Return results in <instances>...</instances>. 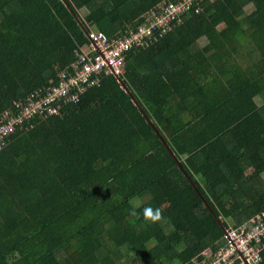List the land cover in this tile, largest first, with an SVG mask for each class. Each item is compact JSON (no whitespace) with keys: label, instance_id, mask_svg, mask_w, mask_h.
Masks as SVG:
<instances>
[{"label":"trees","instance_id":"1","mask_svg":"<svg viewBox=\"0 0 264 264\" xmlns=\"http://www.w3.org/2000/svg\"><path fill=\"white\" fill-rule=\"evenodd\" d=\"M162 1L0 0V114ZM198 8L0 150V264H193L264 210V0Z\"/></svg>","mask_w":264,"mask_h":264},{"label":"built area","instance_id":"2","mask_svg":"<svg viewBox=\"0 0 264 264\" xmlns=\"http://www.w3.org/2000/svg\"><path fill=\"white\" fill-rule=\"evenodd\" d=\"M206 0H164L157 3L134 29L116 36L91 29L87 33L88 49L77 51L76 61L60 71L47 85L40 86L0 115V150L26 123L39 116L61 114L69 104L80 102L82 94L100 85L112 75L125 73L126 56L134 49L154 45L183 22L192 10ZM227 245L217 251L204 250L193 264H259L264 250V210L239 227L226 231Z\"/></svg>","mask_w":264,"mask_h":264},{"label":"clouds","instance_id":"3","mask_svg":"<svg viewBox=\"0 0 264 264\" xmlns=\"http://www.w3.org/2000/svg\"><path fill=\"white\" fill-rule=\"evenodd\" d=\"M11 138H10V141H11ZM131 214L137 215L135 212H132ZM142 216H143V219L145 220V222H151V223H157L163 219L161 209H159V208L154 209L151 206H147V207L143 208Z\"/></svg>","mask_w":264,"mask_h":264},{"label":"rangeland","instance_id":"4","mask_svg":"<svg viewBox=\"0 0 264 264\" xmlns=\"http://www.w3.org/2000/svg\"><path fill=\"white\" fill-rule=\"evenodd\" d=\"M245 10H246L247 13H251V12H253L254 7H252V6H248V7H246ZM86 14H87V11H86V10L81 11V15H82L83 18L86 16ZM222 27H223V26H221L219 29H222ZM204 44H205V40H202V41H201V45H204ZM83 48L88 49L87 44H85V45L83 46ZM252 171H253V169H250V171H248L247 174L249 175V173H252ZM259 175L261 176L262 180L264 181V171L259 172ZM253 181H254V183H257L258 180H257V181L253 180ZM226 204H227V206H230V205H231V202H230L229 200H227V201H226ZM243 224H244V223H243ZM212 246H214V244L211 245V247H212ZM133 257H134V255H133L131 258H127V257H125V261L130 263V261L132 260Z\"/></svg>","mask_w":264,"mask_h":264},{"label":"water","instance_id":"5","mask_svg":"<svg viewBox=\"0 0 264 264\" xmlns=\"http://www.w3.org/2000/svg\"><path fill=\"white\" fill-rule=\"evenodd\" d=\"M67 6H68V5H67ZM75 16H76V15H75ZM76 18H77V20H79V18H78L77 16H76ZM81 26H82L83 30L85 31V33H88L87 30H86V27H85L83 24H81ZM150 123H151V125L155 128L156 132L158 133L156 127L153 125V123L151 122V120H150Z\"/></svg>","mask_w":264,"mask_h":264}]
</instances>
